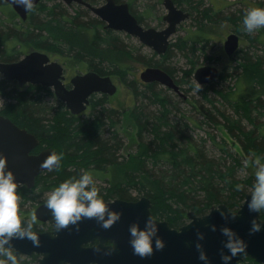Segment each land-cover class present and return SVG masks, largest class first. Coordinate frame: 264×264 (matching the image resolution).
I'll use <instances>...</instances> for the list:
<instances>
[{"label":"trees","instance_id":"1","mask_svg":"<svg viewBox=\"0 0 264 264\" xmlns=\"http://www.w3.org/2000/svg\"><path fill=\"white\" fill-rule=\"evenodd\" d=\"M48 1L54 0H41L34 6L31 15L34 29L17 25L16 13L4 8L7 11L4 12L7 13L6 18L13 26L8 25V30H0V60L16 59L22 52L21 48L27 46L52 49L58 53L70 51V35L78 30L90 35L93 48H100L102 44L108 50L124 51L122 54L127 55V58L137 59L132 55L133 50L127 48L111 29H101L102 22L99 19L79 22V14H70L59 3L52 2L48 5ZM173 1L178 6L186 4L188 7L185 10L190 14L196 12L195 18L200 17V23H203V19L217 22L225 19L235 21L236 18L231 14L223 16L210 6L200 9L202 0ZM2 5L6 3L0 0V11ZM258 7L264 8V3H259ZM35 10L44 13L41 20H34ZM136 16L140 22L143 21L140 15ZM237 17L241 18L243 14ZM43 25L52 28L54 34L52 31L45 32ZM200 29L195 34L180 36L176 41L170 42L166 52L159 54L161 59L144 61L148 66L160 67L175 76L176 70L164 64V59L170 57L172 49H177L185 57H189L191 53L192 56L188 58L190 67L183 70L184 76L176 79V82L179 85L189 83L187 91L195 88L191 76L196 59L192 57L197 50L205 51L208 41V38L202 37V27ZM245 35L264 49V28L253 35ZM61 42H65L66 48H63ZM17 45L21 48L17 49ZM76 56L79 57L78 60L84 59L83 52H77ZM238 56L241 61L234 69L241 68L245 79L252 83L251 90L237 88V92H232L233 88L217 89L213 81H210L199 90L207 105L202 100H194L203 117L188 119L183 123L172 118L174 104L165 92L166 89L156 88V82L140 83L144 86L140 90V84L129 78L128 66L111 62L106 68L100 65L104 59L97 60L93 56L87 58L92 70L117 76L136 99H147V103H136L128 113L124 112V117H129L136 126L139 141L137 154H129L122 160H119L118 154L122 146L121 137L114 127L123 112L108 106L106 95L95 94L88 110L80 115H72L55 98L52 90L39 85L18 87L15 82H8L0 76V99H4L0 114L8 116L18 126L35 134L40 140V148L43 145L51 147L61 156L57 167L37 175L32 188L18 187L20 204L27 199H34L30 195L34 190L50 191L63 180L78 177L83 169L92 172L94 181L99 179L108 183L99 188L104 200L115 197L137 199L141 195H147L152 203L153 216L168 220L172 227L182 224L183 215L189 210L204 214L212 205L221 202L232 210L237 209L245 194L251 192L255 180L253 172L241 177L238 169L246 168L244 161L248 160L247 168L252 170L253 153L264 157V91L257 90L260 84H264V50L252 54L243 50ZM227 75L225 70H221L217 78L226 79ZM211 90L215 95L209 94ZM46 95L52 97V102L45 99ZM203 125L207 127L208 139L194 138L186 131L193 126ZM217 125L225 128L231 142L238 145L240 151L235 147L231 148L225 138H218L217 134L210 132V128L215 129ZM214 148L219 151L218 154L213 152ZM237 185H240L239 190ZM133 192L139 196H133ZM260 215L264 219V210L260 211ZM33 229L44 230L37 228L36 224ZM13 253L20 264H31L39 256ZM238 264L261 263L246 257Z\"/></svg>","mask_w":264,"mask_h":264},{"label":"water","instance_id":"2","mask_svg":"<svg viewBox=\"0 0 264 264\" xmlns=\"http://www.w3.org/2000/svg\"><path fill=\"white\" fill-rule=\"evenodd\" d=\"M2 1L9 3L22 20L26 19L28 12L22 5L16 4L14 0ZM39 1L33 0V4L36 5ZM64 1L70 3L72 0ZM87 5L105 22L106 28L123 31L138 38L140 43L152 48L157 54L166 52L170 37L177 31L178 25L189 17V12L179 8L173 0H163L166 9L163 20L166 25L158 29L140 24L127 2L106 0L99 7ZM239 39L236 33L227 35L223 43L226 54L232 55L238 49ZM219 73L220 70L214 65H202L194 70L193 78L196 83L206 85L215 80ZM0 74L5 80H15L20 87L27 84L51 87L54 96L63 102L65 108L73 115L87 108L92 93L113 95L117 90V85L110 75H100L92 70L74 75L70 79L71 88H67L63 82L62 65L56 60H51L47 53L38 50H32L16 61H0ZM139 76L144 83L156 82L186 97L174 77L160 67L146 66ZM39 142L35 134L18 126L8 116L0 114V154L6 157L7 169L13 172L17 183L26 188H32L37 175L47 170L40 167L41 162L50 153H56L51 147L33 153ZM249 199L250 192L245 194L244 200L235 210L223 202L212 205L204 214L189 210L186 212L187 222L172 227L168 220L153 216L152 203L147 195H141L135 200L114 198L105 201L109 208L120 213V220L111 228H102L94 219H83L79 222V231L75 230V226H70L58 233L46 203H41L34 213L38 220L51 223V229H33L39 237V247L34 246L28 239H13L12 249L16 254L25 256L38 254V264H205V261L198 258L199 253L195 245L199 242L208 257L207 264H224L220 257L221 251L230 253L223 247L226 237L220 229L227 226L246 244V252L232 257L228 264H238L246 257L264 264V219L261 218L260 211H249ZM217 207L226 214H235V219H223L216 210ZM149 216L155 218L157 235L163 240L164 248L155 250L154 237L153 254L141 258L133 254L129 243V225L135 222L143 228ZM253 219L261 224V230L250 234ZM212 224L216 225L215 231L207 226ZM197 230L204 234L202 240L198 241ZM95 239L98 240L97 243L87 245ZM107 241L110 243L107 244ZM108 251H111V254L105 255Z\"/></svg>","mask_w":264,"mask_h":264},{"label":"rangeland","instance_id":"3","mask_svg":"<svg viewBox=\"0 0 264 264\" xmlns=\"http://www.w3.org/2000/svg\"><path fill=\"white\" fill-rule=\"evenodd\" d=\"M104 0H98L97 3H102ZM127 1L134 12H137L138 14H142L144 17V23L149 26L158 27L161 28L163 25H166V22L163 20L164 14H166V9L163 5V0H123ZM197 1V0H195ZM53 3H61L65 6L66 10L73 14L75 12V6H67L62 0H54ZM52 2L48 1L47 4L50 5ZM259 3H264V0H202L200 4V9H204L207 6L213 7L215 12H220L223 16L231 14L232 16L236 17L235 21L230 20H220L217 22H208V19H203L200 23L199 19L195 18L197 13L193 12L190 14V16L182 21L178 27L177 31L170 37V41H176L178 37L180 36H186L191 33H197L200 28L202 27V37L208 38L207 44L205 46V51L197 50L192 58L196 59L195 63V69L202 65H214L218 68V70H225L226 75L231 73L232 75H227L226 79H219L216 78L213 80L214 87L217 89H230L233 88L232 92H237V88L239 90H251L252 83L250 80L245 79L241 72V68H236L238 63L241 61L240 57L238 56L239 52L247 51L250 54L257 52L261 53L263 52V46L259 44H255L251 42L245 34L247 35H253L257 31H255L252 34L247 33L244 31L243 27V17L238 18L237 16L244 15L245 11L249 7H258ZM181 8L187 9V5L183 3L180 6ZM10 10L9 6L2 5V10L0 11V30H8V25L13 26L12 23L8 22L9 20L6 18L7 12L6 10ZM144 9H148L149 11H146ZM187 11V10H186ZM34 20H41L44 17V13L35 10L34 11ZM89 16H93V13H89ZM200 15V14H199ZM89 18L83 17L82 20H87ZM15 22L17 25H21L23 28L27 29L28 27H33V25L29 21H22L20 18H16ZM43 28H45V32L52 31L54 34V30L52 28H47L43 25ZM30 29V28H29ZM34 29V28H33ZM79 31V30H78ZM75 31V34L70 35L71 41V50L67 51L64 50V52H59L61 57L69 56L71 58L68 61V67H69V73H74L73 71H85L88 69H91L90 64L87 61V58H91L90 56L95 57L97 60L104 59V62H102L100 65L108 67V63L114 62L117 64H122L124 66L129 67V78L134 79L139 84L143 83V81L140 79V72L143 70L146 66V61L148 59L152 60H159L161 59V56L159 54H155V52L152 50V48L144 46L138 38L131 36L125 32L122 31H113L115 35L119 37V40L122 41L127 48L132 49L133 56H136L137 59L134 58H127V55L122 54L125 53L124 51H117V50H108L107 47L101 44L100 48H93L91 47L90 39L91 37H86L87 35L84 32H78ZM102 32V30H101ZM236 33L240 37V44L238 49L232 54L228 55L226 54L223 43L226 39L227 35L230 33ZM72 34V33H71ZM15 42V41H14ZM13 42V43H14ZM65 42H61V45L63 48H66L64 45ZM9 45V43H8ZM67 45V44H66ZM199 45V43H197ZM68 47V45H67ZM16 48H21L20 45H17ZM29 46L25 47L24 49L21 48L22 52H27L31 50ZM47 51H51L54 57H56L55 52L52 49H48ZM21 52V54H22ZM77 52H83L84 53V59L78 60L79 57L76 56ZM68 55H67V54ZM52 55V56H53ZM189 57L192 56L191 53L188 55ZM189 57H185L181 52L177 51V49H172L171 55L169 58L164 59V64H167L170 68H174L176 70L175 78L179 79L184 76L183 70L190 67L191 63L188 61ZM56 59H58L56 57ZM59 60V59H58ZM194 69V70H195ZM112 75V74H111ZM191 80L197 84L196 81L193 78V74L191 76ZM113 80L117 84L118 88L116 92L113 95L108 96V106H113L114 108L118 109L119 111H122L123 113L120 115L119 122L115 125L116 131L119 133V136L121 137L122 146L119 150V160H122L123 158H126L129 156V154L135 155L137 154V145H138V138L136 136V126L133 125V122L130 120L129 117H124V112H129V110L134 106L136 103H140L143 101V103H147V99L138 100L134 97L133 93L127 88L125 85L121 84L118 80L117 76L113 75ZM17 84V83H16ZM140 84L139 89L141 90L143 85ZM181 90L186 95V97L180 96L178 93L173 91L172 89H169L165 87L164 85H161L157 83L156 88H163L166 89V93L168 97L172 100L174 106L172 107V118L178 119L182 123L184 121H188V119H200L203 117L200 109L194 102V100H202L204 104L207 105L206 101L203 100L202 91H196L195 88L186 90L188 88L189 83L181 84ZM201 89H203V85L201 86ZM255 89V88H254ZM257 90L264 91V84H260V87H258ZM211 96L215 95L214 92L211 90L209 93ZM45 99L48 102H52V97L49 95H46ZM4 99H0V106L3 104ZM209 130V129H208ZM187 132H189L194 138H207V127L203 125L202 127L193 126L190 129H186ZM210 132H213L218 135L219 137L225 138L228 143L232 147H235L237 151H240L238 145H234L233 142L230 140L229 134L226 132L225 128L222 125H217L214 128H210ZM209 144V143H208ZM214 153L218 150L216 148L212 149ZM249 167V166H247ZM239 168L238 174L242 177L245 174H248L249 172L255 173V168L253 167L252 170L249 168ZM247 169V170H246ZM95 183L98 188L108 185V183L102 182L99 179L95 180ZM49 191L40 192L39 190H34L30 193L31 196H34V199H27L24 203L20 204V215L22 217H29L32 213H34L35 208L43 203H46L47 193ZM133 196L136 195L135 192L132 193ZM137 196V195H136ZM139 196V195H138ZM137 196V197H138ZM140 197V196H139ZM183 223L187 222V216L186 213L183 215ZM180 224V225H182ZM37 228L40 229H46L47 224H37ZM31 264H38V261L35 260Z\"/></svg>","mask_w":264,"mask_h":264},{"label":"clouds","instance_id":"4","mask_svg":"<svg viewBox=\"0 0 264 264\" xmlns=\"http://www.w3.org/2000/svg\"><path fill=\"white\" fill-rule=\"evenodd\" d=\"M16 4L22 5L26 12L34 9L33 0H14ZM244 31L249 34L258 29L264 28V8L249 7L243 15ZM201 85L197 82L195 90L198 92ZM61 156L50 153L40 164V167L49 171L59 165ZM252 164L255 167V180L250 192V199L247 201L250 212L264 210V157L252 154ZM245 166L248 160L244 161ZM18 183L14 174L7 169L6 157L0 154V264H20L17 256L13 253V239H28L36 247L40 246L39 237L33 231L37 222L35 213L29 217L20 215V196L17 193ZM240 185H237V190ZM46 207L51 212L54 220L55 231L68 229L75 226L79 231V222L83 219H94L104 229L111 228L120 220V213L109 208L100 190L97 187L93 174L89 170H81L78 177H70L59 183L47 193ZM220 216L228 220L235 219V214H226L216 208ZM212 231L216 230V225H207ZM261 224L255 219L251 221L250 234L259 232ZM226 240L223 247L228 249L230 254L220 253L221 260L228 264L232 257L246 252L245 242L229 227L222 226L220 229ZM130 240L133 254L141 258L149 257L153 254V238L155 237V250L164 248L163 240L157 235L158 228L155 218L149 216L141 228L138 223L129 225ZM198 241L204 238V234L197 230ZM198 250V258L207 264L208 257L202 245L197 242L195 245ZM99 251V249H97ZM111 251L105 252L110 255Z\"/></svg>","mask_w":264,"mask_h":264},{"label":"flooded vegetation","instance_id":"5","mask_svg":"<svg viewBox=\"0 0 264 264\" xmlns=\"http://www.w3.org/2000/svg\"><path fill=\"white\" fill-rule=\"evenodd\" d=\"M2 1V0H1ZM41 1V0H40ZM39 1V2H40ZM68 7L69 6H75V12L73 13V14H79V19H78V21L79 22H86L87 20H91V19H93V18H97V19H99L102 23V30L104 31V30H106V29H111V28H106L105 27V22L102 20V19H100L93 11H92V9L87 5V4H89L90 6H93V7H99V6H101V5H103L104 3H105V1L106 0H104L102 3H97L98 2V0H80V1H75V0H72L70 3H66L64 0H62ZM4 3H6L5 1H3ZM115 2L116 3H120V2H127V1H123V0H115ZM128 3V2H127ZM39 3H37L36 5H38ZM60 4V6L64 9L65 8V6L64 5H62L61 3H59ZM129 4V3H128ZM176 4V3H175ZM6 5H8L9 7H10V9H12L13 10V8H12V6L9 4V3H6ZM36 5H34V6H36ZM177 5V4H176ZM178 6V5H177ZM129 7H130V11L136 16V14H138L137 12H135L134 13V11L132 10V8H131V5L129 4ZM179 8H181L180 6H178ZM66 9V8H65ZM181 9H183V8H181ZM144 10H146V11H149L148 9H144ZM183 10H185V9H183ZM14 11V10H13ZM186 11V10H185ZM15 12V11H14ZM188 12V11H187ZM16 13V12H15ZM32 11L31 12H28V14H27V17H26V19L25 20H22L19 16H18V14L16 13V15H17V17L16 18H20V20H22V21H29L30 23H31V15H32ZM89 13H93L94 15L93 16H89L88 14ZM138 15H140L141 17H142V19H143V21L142 22H140L139 20H138V22L140 23V24H142L144 27H150L149 25H146L145 23H144V17H143V15L142 14H138ZM165 15V14H164ZM189 16H190V13H189ZM83 17H87V18H89V19H87V20H82V18ZM136 18H137V16H136ZM138 19V18H137ZM163 27H165V25H163ZM163 27H161V28H163ZM29 28H31V29H33V27H29ZM158 28V27H157ZM161 28H158V29H161ZM112 31H117V30H113V29H111ZM78 32H83V31H78ZM123 32V31H122ZM85 33V32H84ZM87 36L86 37H90V35L89 34H87V33H85ZM171 42V41H170ZM239 42H240V39H239ZM90 43H91V39H90ZM145 46V45H144ZM30 48H32L31 50H29V51H27V52H22V54H20L16 59H13V60H9L8 62H10V61H16V60H18L19 58H21L24 54H26V53H28V52H30V51H32V50H38V51H41V52H45V53H47L49 56H50V59L51 60H56V61H58L61 65H62V67H63V76H64V79H63V82H64V84H65V86L67 87V88H71V83H70V79L74 76V75H76V74H83V73H86L87 71H90V70H92V69H88V70H85V71H73L74 73H72V74H70L69 73V67H68V61L71 59V58H69V56H65V57H61V56H59V55H61L60 53H58V52H55V54H56V57L59 59H56V57H54V55L52 54V52L50 51H47L48 49H41V48H35V47H33V46H29ZM67 54V53H66ZM157 54V53H156ZM53 55V56H52ZM68 55V54H67ZM0 61H3V60H0ZM92 71H94V70H92ZM96 72V71H95ZM98 73V72H97ZM100 74V73H99ZM100 75H110V74H100ZM0 76L3 78V76L0 74ZM111 77H113V75H110ZM174 77V76H173ZM113 79V78H112ZM174 79L176 80V78L174 77ZM8 81V80H7ZM114 81V80H113ZM8 82H15V83H17L15 80H12V81H8ZM115 83V82H114ZM177 83V82H176ZM178 84V83H177ZM18 87H20L19 85H18V83L16 84ZM29 85H39V86H41V87H44V88H48V89H50V90H52V88L51 87H46V86H42V85H40V84H27V85H25L24 86V88H27ZM117 85V84H116ZM179 85V84H178ZM202 86V85H201ZM179 87H180V90H181V86L179 85ZM117 88H118V86H117ZM52 92H53V90H52ZM181 92H182V90H181ZM177 93V92H176ZM183 93V92H182ZM54 94V93H53ZM95 94H98V95H101L102 93H92L91 95H90V97H89V101H90V103H91V98L95 95ZM179 94V93H178ZM184 94V93H183ZM103 95H106L107 96V103H108V96H110V95H108V94H103ZM180 95V94H179ZM181 96V95H180ZM183 97V96H182ZM63 103V102H62ZM90 103L88 104V106H87V108L83 111V112H85L86 110H88V108H89V106H90ZM64 104V103H63ZM83 112H81V113H79V114H76V115H80V114H82ZM73 115V114H72ZM46 147H48V146H45V145H43L41 148H40V142H39V144L33 149V153H38L39 151H41L42 149H44V148H46ZM57 154V153H56ZM44 171H47V170H44ZM43 172V171H42ZM41 172V173H42ZM36 182V181H35ZM18 187H25L24 185H22V184H18ZM26 188V187H25ZM27 189H30V188H27ZM115 198H117V197H115ZM139 198V197H138ZM111 199H114V198H111ZM110 199V200H111ZM121 199V198H120ZM128 200H135V199H128ZM104 201H108V200H104ZM43 203V202H42ZM42 223H46L47 224V228L46 229H44V230H50L51 229V223H49V222H47V221H40V220H38L37 219V222H36V225L37 224H42ZM35 230H37V229H35ZM98 242V240L97 239H95L94 240V242H92V243H88L87 245H93V244H95V243H97ZM107 244H109L110 242L109 241H107L106 242ZM21 255V254H20ZM32 255V254H31ZM22 256H25V255H22ZM28 256H30V255H28ZM38 259V258H37Z\"/></svg>","mask_w":264,"mask_h":264}]
</instances>
